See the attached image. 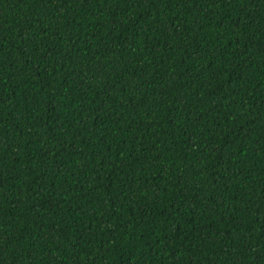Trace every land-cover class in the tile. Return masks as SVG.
Wrapping results in <instances>:
<instances>
[{
    "label": "trees",
    "instance_id": "1",
    "mask_svg": "<svg viewBox=\"0 0 264 264\" xmlns=\"http://www.w3.org/2000/svg\"><path fill=\"white\" fill-rule=\"evenodd\" d=\"M0 264H264V0H0Z\"/></svg>",
    "mask_w": 264,
    "mask_h": 264
}]
</instances>
